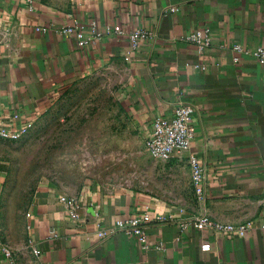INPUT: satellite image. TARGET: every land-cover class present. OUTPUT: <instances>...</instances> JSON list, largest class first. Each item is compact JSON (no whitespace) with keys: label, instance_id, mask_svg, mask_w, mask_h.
<instances>
[{"label":"crops","instance_id":"obj_1","mask_svg":"<svg viewBox=\"0 0 264 264\" xmlns=\"http://www.w3.org/2000/svg\"><path fill=\"white\" fill-rule=\"evenodd\" d=\"M72 24L111 34L81 47L59 33ZM197 29L211 35L203 54L185 41ZM137 31L146 37L129 54ZM234 45L264 49V0H74L66 8L0 0V130L25 128L104 68L120 74L143 141L177 105L195 109L188 151L165 162L189 189L183 206L132 187L91 184L68 193L40 184L22 212L21 245L12 220L0 217V264H264V66L248 54L235 64ZM189 155L202 169L199 194ZM3 156L0 150V200ZM61 198L75 201L77 219ZM145 217L146 246L117 228L119 220ZM202 218L234 230L197 227Z\"/></svg>","mask_w":264,"mask_h":264},{"label":"rangeland","instance_id":"obj_2","mask_svg":"<svg viewBox=\"0 0 264 264\" xmlns=\"http://www.w3.org/2000/svg\"><path fill=\"white\" fill-rule=\"evenodd\" d=\"M36 1L66 8L74 0ZM122 85L113 69L93 72L27 124L19 140L0 138L8 172L0 217L12 220L19 245L22 212L40 184L51 183L68 193L91 184L132 187L175 207L190 197L185 181L148 154L129 117Z\"/></svg>","mask_w":264,"mask_h":264},{"label":"built area","instance_id":"obj_3","mask_svg":"<svg viewBox=\"0 0 264 264\" xmlns=\"http://www.w3.org/2000/svg\"><path fill=\"white\" fill-rule=\"evenodd\" d=\"M175 11L176 9H172ZM85 29L89 31V34H85ZM42 31H46L45 28ZM59 33L66 37H75L77 43L81 47L89 46L94 42L102 39L104 36L110 35V29L97 30L94 25L88 27H81L78 24L65 25L59 29ZM146 37L145 33L140 31L134 32L129 39V51L134 52L139 49L141 41ZM185 41L194 44L199 54H203L206 49L210 47L211 35L208 29H197L194 32L187 35ZM232 51L235 54L234 63L239 64V55L248 54L252 56L260 65L264 66V49L257 48L255 50H247L241 45H234ZM195 109L191 105H177L174 109L171 119L156 118L152 125L150 132L145 136L144 145L145 148L154 160L167 162L173 157H178L184 152H187L189 146L194 138L193 129V114ZM25 128L19 130H0V138L9 141H17L21 138ZM187 163L190 170L192 183L196 187V191L199 194L201 192L202 182V169L198 162V159L189 155L187 157ZM61 202L65 203L69 208L70 216L73 219L78 218L77 205L75 201L69 198H61ZM148 218L137 219L129 218L117 221V228L126 234H133L138 237L139 242L146 246L145 238V222ZM197 227H212L219 232H228L234 230L231 227L221 226L211 223L208 219L202 218L195 221ZM203 248H208V245H203ZM3 252L7 257L11 256L10 249L5 245L3 246ZM34 255L38 256L39 252L33 250Z\"/></svg>","mask_w":264,"mask_h":264}]
</instances>
